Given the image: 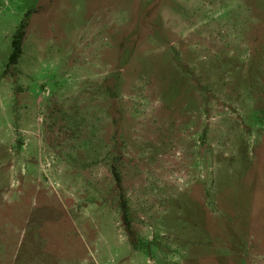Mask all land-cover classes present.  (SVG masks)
I'll return each mask as SVG.
<instances>
[{
  "label": "rangeland",
  "instance_id": "1",
  "mask_svg": "<svg viewBox=\"0 0 264 264\" xmlns=\"http://www.w3.org/2000/svg\"><path fill=\"white\" fill-rule=\"evenodd\" d=\"M0 264H264V0H0Z\"/></svg>",
  "mask_w": 264,
  "mask_h": 264
},
{
  "label": "trees",
  "instance_id": "2",
  "mask_svg": "<svg viewBox=\"0 0 264 264\" xmlns=\"http://www.w3.org/2000/svg\"><path fill=\"white\" fill-rule=\"evenodd\" d=\"M26 26H27L26 22H22L18 30L15 32V34L12 37L11 53L8 57L7 67L16 66L19 62V59L22 54V43H23V39L25 38V34H26ZM112 172H113V176L116 182V186L120 188L121 187V177L115 168L112 169ZM120 208L122 212V222L125 227L127 236L129 237V242L131 245L136 246V239L131 229V224H130V220L128 217L127 203L123 195H120Z\"/></svg>",
  "mask_w": 264,
  "mask_h": 264
}]
</instances>
